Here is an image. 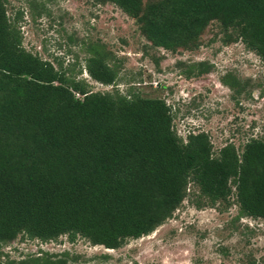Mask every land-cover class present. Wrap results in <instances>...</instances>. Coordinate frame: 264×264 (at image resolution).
<instances>
[{"label":"trees","instance_id":"trees-1","mask_svg":"<svg viewBox=\"0 0 264 264\" xmlns=\"http://www.w3.org/2000/svg\"><path fill=\"white\" fill-rule=\"evenodd\" d=\"M93 1L135 19L153 48L195 49L217 21L227 44L240 40L264 62V0ZM89 52L90 77L115 85L112 54L99 44ZM56 63L24 48L7 0H0L1 243L68 236L117 250L172 218L190 185L199 207L230 205L235 195L237 219L264 220V139H251L242 151L229 143L216 156L208 133H191L185 142L178 136L165 100L95 92ZM208 72L201 63L196 77ZM1 256L0 264H65L47 253L18 262Z\"/></svg>","mask_w":264,"mask_h":264},{"label":"rangeland","instance_id":"rangeland-1","mask_svg":"<svg viewBox=\"0 0 264 264\" xmlns=\"http://www.w3.org/2000/svg\"><path fill=\"white\" fill-rule=\"evenodd\" d=\"M156 0H144V3ZM8 17L23 37L27 51L39 55L95 92L137 93L163 99L172 108L174 130L184 142L191 133L210 135L217 156L233 143L239 151L251 139H264V62L240 40L226 43L217 21L210 23L199 46L177 52L153 48L135 19L112 3L93 0H7ZM104 45L115 85L94 81L86 71L89 47ZM58 59V60H56ZM201 63L209 72L197 76ZM192 71V75L188 74ZM223 79L236 83L226 85ZM189 195L154 233L130 239L117 250L68 236L42 242L19 235L0 242L1 261L52 255L65 264H264V220L239 215L231 204L198 206L199 191Z\"/></svg>","mask_w":264,"mask_h":264}]
</instances>
